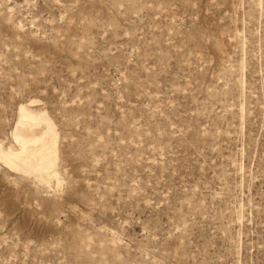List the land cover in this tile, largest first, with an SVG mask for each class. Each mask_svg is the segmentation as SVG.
I'll list each match as a JSON object with an SVG mask.
<instances>
[{
    "label": "rangeland",
    "instance_id": "1",
    "mask_svg": "<svg viewBox=\"0 0 264 264\" xmlns=\"http://www.w3.org/2000/svg\"><path fill=\"white\" fill-rule=\"evenodd\" d=\"M39 100L60 182L0 163V264H264V0H0V140Z\"/></svg>",
    "mask_w": 264,
    "mask_h": 264
},
{
    "label": "bare ground",
    "instance_id": "2",
    "mask_svg": "<svg viewBox=\"0 0 264 264\" xmlns=\"http://www.w3.org/2000/svg\"><path fill=\"white\" fill-rule=\"evenodd\" d=\"M39 100L18 108V120L12 131L15 145L0 140V163L11 172L33 177L42 183L60 182V132Z\"/></svg>",
    "mask_w": 264,
    "mask_h": 264
}]
</instances>
